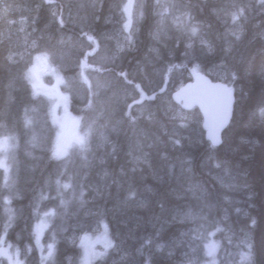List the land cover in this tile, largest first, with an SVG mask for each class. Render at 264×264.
<instances>
[{"label":"trees","instance_id":"16d2710c","mask_svg":"<svg viewBox=\"0 0 264 264\" xmlns=\"http://www.w3.org/2000/svg\"><path fill=\"white\" fill-rule=\"evenodd\" d=\"M228 1L138 0L131 34L116 44L125 0H0V136L13 144L8 176L0 169V235L23 264L40 262L33 226L45 209L50 264H85L75 237L97 226L116 251L89 264H177L184 245L167 246L186 204L206 207L204 223L227 255L247 243L249 261L264 264V10L255 6L256 17L238 7L231 23L238 0L224 15ZM36 54L63 77L60 108L29 83ZM192 70L223 80L234 96L215 147L199 110L171 99ZM59 110L72 122L61 155L64 135L51 117ZM41 117L52 127L43 143ZM216 169L234 183H221ZM193 185L205 196H190Z\"/></svg>","mask_w":264,"mask_h":264},{"label":"rangeland","instance_id":"374dc122","mask_svg":"<svg viewBox=\"0 0 264 264\" xmlns=\"http://www.w3.org/2000/svg\"><path fill=\"white\" fill-rule=\"evenodd\" d=\"M161 1L163 5L166 4V0ZM231 1H228L227 3L225 2L221 6L224 15L231 12L232 9H230V7L236 2L235 0ZM137 3L138 0H125L123 4L122 24L124 33L118 34L119 37L116 44L121 41H123L125 44L126 40L129 38L134 28L133 12ZM237 5V8L233 10L231 16V23L234 22V19L238 21V13L241 11L238 9V7H242V9L244 8L245 10L250 9L254 14L256 7L259 9L260 13L264 10V0H239V3ZM195 24L198 25L197 22ZM189 44L191 45L192 42H189ZM27 77L29 83L36 89L35 92L38 95L50 97V105L53 106V108L57 107L58 105L59 108L61 107L63 102L62 95L57 92V87L63 82V77L61 76L59 71L50 63L46 55L36 54L33 56L32 63L27 70ZM184 82L176 85L174 89L179 87ZM51 117L53 119L55 128L61 131V135H64L66 132H68L69 127L67 125L72 122H68V120L64 119L60 110L58 112L55 111V114L53 112ZM49 127L52 128L49 120H42L41 117L37 124L36 130L37 136L40 139H42V137L44 139L43 141H39L40 143H43L45 141L46 136L49 133ZM72 132L73 131H71V133ZM65 135L63 139H60L55 143L59 155L63 154L66 149L68 150V147H66L68 136L65 137ZM83 140L84 136H78L74 140L72 145H75V142L78 144ZM104 141H106V136L104 134L102 135L100 130H97L94 142L103 143ZM68 144H71L70 141H68ZM12 147L13 144L10 136L1 135L0 169L4 176H8L9 174L10 163L8 155ZM128 156L130 157V159L137 162H141L143 159V156L139 155L137 152H131ZM214 174L217 179L225 185L229 186L231 183H234V179H232L231 176H228L226 171H223V173H219L218 169H216L214 171ZM190 189H192V192H190V196H194V194L196 193L202 194L204 192V188L201 185H193ZM204 194L205 193H203L201 197H204ZM196 206L197 205L194 204H186L184 208L178 211L176 210L173 214V219L180 221L184 225V227H181L180 231L176 234L177 236L171 239L167 246L168 251L172 252L175 248V245H184V250L183 252H181L182 254H180L181 257L179 256V261L177 262V264H252V262L249 261V255L247 253V250L249 249L247 243L243 244L245 250L243 249L242 251H240L238 249H233L228 255L226 254L225 247L220 249V240L215 236L217 232L214 233L215 227L213 226L215 225L208 228V224L204 223L206 219L205 214H207V211L204 209L206 207L203 205H199L197 207ZM48 219L49 213L47 212V209L42 210L40 216L36 219L33 226L34 244L40 256L39 264H50V260L53 256V243L51 241H43V235L48 225ZM245 224L247 225L248 223L245 222ZM2 234L3 233H1L0 235V263L1 261H3L5 264H23L19 250L11 247L8 242L4 241ZM75 238V240L78 242V245L82 249V261L85 264H89L101 258L110 248L116 251L113 240L105 226H97L90 231L81 233ZM182 256L185 259L184 261H180ZM226 256H229V258L226 259Z\"/></svg>","mask_w":264,"mask_h":264},{"label":"water","instance_id":"95a60500","mask_svg":"<svg viewBox=\"0 0 264 264\" xmlns=\"http://www.w3.org/2000/svg\"><path fill=\"white\" fill-rule=\"evenodd\" d=\"M183 109L196 107L201 114V126L205 135L219 140V134L228 125L234 96L219 81L206 73L193 71L190 80L171 94Z\"/></svg>","mask_w":264,"mask_h":264},{"label":"bare ground","instance_id":"6f19581e","mask_svg":"<svg viewBox=\"0 0 264 264\" xmlns=\"http://www.w3.org/2000/svg\"><path fill=\"white\" fill-rule=\"evenodd\" d=\"M63 1V0H62ZM236 1V0H235ZM55 2V1H54ZM90 2H92V1H90ZM231 2H233V1H231ZM237 2V1H236ZM236 2H235V4H236ZM53 3V2H52ZM62 3H64V2H62ZM238 3H239V0H238ZM51 5V4H50ZM237 5V4H236ZM230 6V5H229ZM60 7V6H59ZM53 11V10H52ZM109 26V25H108ZM107 27V26H106ZM190 80V79H189ZM188 80V81H189ZM224 86H225V88H227L226 87V85H225V83H224V81H222V80H219ZM187 82V81H186ZM186 82H184L183 84H185ZM183 84H181L180 86H182ZM179 86V87H180ZM179 87H177V88H175L174 90H176V89H178ZM228 89V88H227ZM173 90V91H174ZM172 91V92H173ZM228 91H229V89H228ZM230 92V91H229ZM172 94V93H171ZM167 99H169V98H167ZM171 99H172V97H171ZM173 100V99H172ZM174 101V100H173ZM175 102V101H174ZM176 103H178V102H176ZM180 104V106H181V103H179ZM182 107V106H181ZM169 112V111H168ZM231 114H232V112H231ZM231 118V117H230ZM230 121V120H229ZM221 134V133H220ZM220 134H219V141H220ZM209 138V137H208ZM210 139V138H209ZM210 141H211V139H210ZM212 142V141H211ZM70 184V183H69ZM228 186V185H227ZM233 186V185H232ZM232 186H230V187H232ZM199 200H203L202 198H199ZM205 203H206V200H205ZM92 209V208H91ZM209 212V211H208ZM224 212H226V211H224ZM211 213H213V212H211ZM218 213H221V212H218ZM227 213V212H226ZM223 214V213H222ZM216 216V215H215ZM211 218H213V217H211ZM229 228V227H228ZM234 228V227H233ZM230 231V230H229ZM225 234H227V233H225ZM224 236H226V237H228V235H224ZM237 236V235H236ZM226 237H225V240H226ZM167 252H168V250H167ZM174 258V257H173ZM176 259V258H175ZM131 261V260H130Z\"/></svg>","mask_w":264,"mask_h":264},{"label":"snow or ice","instance_id":"6c2138e0","mask_svg":"<svg viewBox=\"0 0 264 264\" xmlns=\"http://www.w3.org/2000/svg\"><path fill=\"white\" fill-rule=\"evenodd\" d=\"M193 31H195V29H193ZM219 143H220V141L218 139H212V145H213V147H215ZM249 248L250 249L252 248V245L251 244H249Z\"/></svg>","mask_w":264,"mask_h":264}]
</instances>
